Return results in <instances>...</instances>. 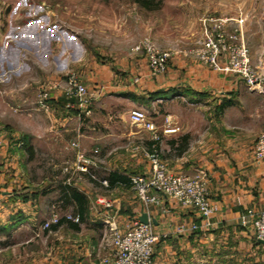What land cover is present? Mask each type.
I'll return each instance as SVG.
<instances>
[{
  "label": "rangeland",
  "instance_id": "obj_1",
  "mask_svg": "<svg viewBox=\"0 0 264 264\" xmlns=\"http://www.w3.org/2000/svg\"><path fill=\"white\" fill-rule=\"evenodd\" d=\"M256 28H264V0H149L148 7L139 5L135 0H0V131L6 136L10 133L11 137H15V134L7 131V125H11L15 126L18 135H30V127L34 125L38 136L33 142L34 148L43 153L41 159L45 161L42 165L39 156L30 161L27 154L11 162L8 174H14L21 184L17 197L20 201H28L33 193V201L44 210L47 198H53V195L40 197V192L50 184L46 180L45 170L49 164H55V170L59 163L63 172L69 174L67 182L78 186L85 184L79 173L89 171L88 165H81L82 160L89 157L84 155L82 145L75 141L76 138L66 140L59 132L63 122L70 118L87 123L89 127H94L92 123L102 126L99 131L96 128L88 131L94 138L101 137L98 145L93 140H87L88 144H96L98 149L110 147L102 161L93 157L95 166L98 160L105 168L120 170L129 177L150 171L153 159L151 153L143 148L142 142L170 135L164 134V128L161 129L162 125L158 124L160 118L164 120V116L147 110L146 102L137 105L124 97H116L114 83L109 79L85 81L86 77L82 74L87 73L90 67H119L121 63L141 57L146 62L143 45L146 42L159 51L168 52L169 59L180 53L201 66L209 67L201 56L195 54L202 48L205 34L212 35L215 41V36L223 30H229L231 34L240 30L241 33L233 35L237 38L241 34L245 43L247 35L244 31L252 32ZM251 38V41L254 40L253 36ZM254 43L257 45L258 40ZM231 44L234 46L236 43ZM245 45L251 68L264 86L247 42ZM73 57L77 58L74 62L71 60ZM222 59L218 61L222 62ZM66 63L68 66L63 68ZM70 74L86 89L81 98L65 95ZM148 74L152 81L158 78L149 70ZM138 80L139 77H133L132 87L138 86ZM244 84L250 90L245 81ZM41 100L42 106H39ZM83 101L86 103L79 107V102ZM153 104L157 112V101ZM134 108L146 110L149 119L155 118L154 131L130 123L128 112ZM170 111V121L184 124L189 121L203 122L206 118L199 113H181L180 108ZM165 131L171 133L174 130L168 128ZM255 138L250 149L252 153L258 137ZM24 148L28 150L30 145L26 144ZM158 161L170 172L177 173L160 155ZM81 168H85V172ZM131 192L137 199L132 189ZM94 193L106 196L110 200L103 199L105 203L112 204L110 193L97 189ZM97 199L94 196L90 203L89 217L100 219L106 211L98 208ZM110 211H113V207ZM86 234V231L74 234L66 228H59L40 237L20 236L16 238L15 246L0 251V264H68L63 260V244H67V247L70 244L74 248L69 247V250H76L80 254L81 240ZM158 241L159 238L153 246V264H156L155 246ZM74 261L69 264L80 262L77 259Z\"/></svg>",
  "mask_w": 264,
  "mask_h": 264
},
{
  "label": "crops",
  "instance_id": "obj_2",
  "mask_svg": "<svg viewBox=\"0 0 264 264\" xmlns=\"http://www.w3.org/2000/svg\"><path fill=\"white\" fill-rule=\"evenodd\" d=\"M244 32L252 61L257 63L264 83V28ZM252 36L254 40L251 41ZM255 40H258L257 45ZM71 60L74 62L77 58ZM67 66L68 63L63 68ZM90 68L82 74L86 77L85 81L109 79L114 83L116 97H124L137 105L146 102L147 110L164 116V120L160 118L158 124L162 125L161 129L164 128V134L170 135L158 136V153L173 172L193 174L200 170L204 173L208 180L210 199L218 207L212 220L213 227L205 232L178 234L175 230L177 226L199 223L194 211L179 206L169 198H163L162 207L169 212L162 214L159 206H143L122 180L109 186L111 173L116 172L125 178H129V175L117 169L109 170L99 162L103 160L109 146L98 149L96 144L87 143V140H93L98 145L101 137L94 138L88 131L94 128L99 131L102 126L92 123L94 127H89L87 123L73 118L65 120L59 132L66 140L76 138L85 156L99 159L95 168H89L85 174L79 173L85 184L78 186L67 182L69 174L63 172V167L58 163L54 170L55 164H49L45 170L46 180L50 184L40 192V197L53 195V198H44V210L33 201V193L28 201H20L17 194L21 184L14 174H8L13 161L27 154L30 161L38 156L42 165L45 161L41 159L43 153L34 148L33 142L38 137L34 125L30 127V135L27 133L24 136L17 134L15 126L7 125V131L17 137H11L10 133L8 137L9 134L6 136L3 133L6 146L0 149V251L15 246L16 238L20 236L47 235L45 231L36 236L34 231L47 220L53 209L57 210L61 218L78 216V204L72 196L76 192L84 198L85 212L82 219L77 223L63 222L51 232L59 228H66L74 234L86 231L87 234L81 240L82 246L79 247L80 254L76 250H69V247L74 248L70 244L69 247L63 244V260L70 263L77 259L80 261L78 264H98L97 261L108 252L101 246L104 231L101 216L104 217L105 212L100 219L89 217L90 203L94 196L101 200L110 199L95 194L94 190L97 189L111 194L113 211L109 210V214L116 215L119 225L142 214L154 220L153 230L159 236L155 246L156 264H264V244L255 239L249 216V211L264 210V159L256 162L250 150L255 137L264 131V93L248 90L239 77L201 66L180 53L169 59L165 74L159 75L154 81L142 57L121 63L119 67L95 65ZM134 76L139 77L135 88L131 83ZM154 101L158 103L157 112ZM178 108L182 110L181 113L203 114L206 116L205 121H189L188 124L170 121V110ZM154 119L150 117L153 122ZM168 128L174 131H165ZM150 142H142L148 152ZM26 144L30 145L28 150H24ZM95 149L96 153L93 152ZM102 181H106V185ZM98 208L102 210L103 206L98 204Z\"/></svg>",
  "mask_w": 264,
  "mask_h": 264
},
{
  "label": "built area",
  "instance_id": "obj_3",
  "mask_svg": "<svg viewBox=\"0 0 264 264\" xmlns=\"http://www.w3.org/2000/svg\"><path fill=\"white\" fill-rule=\"evenodd\" d=\"M240 30L232 32L223 30L213 39L212 35L205 34L202 41V48L195 54L201 56V59L213 70L236 74L240 76L249 86L251 91L264 93V87L255 71L251 68L249 51L246 47L242 35L238 40L235 33H241ZM237 40V41H236ZM236 43L234 46L231 43ZM221 44V46H219ZM146 49L145 58L147 68L155 77L163 74L166 70L169 53L159 51L149 42L143 44ZM138 49V48H137ZM223 57L222 62L219 58ZM137 81V80H135ZM136 83V82H135ZM66 96H84L86 89L79 84L78 79L70 74L67 77ZM45 95H43V98ZM85 101L79 102L82 107ZM42 106V100L38 103ZM128 119L131 124L142 125L149 131L155 130V124L148 118L143 109L134 108L128 112ZM157 139L156 137L154 138ZM76 147V144H73ZM6 146L4 134L0 131V149ZM94 153L97 150L93 151ZM153 159L150 171L147 174L129 177L130 188L134 191L137 199L145 207L150 205L159 206L162 214H168L169 210L162 207L163 198H169L179 206L191 209L199 219V223L189 225L181 224L175 228L176 233L185 232H205L213 227V218L218 212V207L211 201L208 180L200 170L193 174L172 173L163 164L158 161L159 154L151 153ZM253 158L256 162L264 159V131H262L254 145ZM93 157L88 160H82L83 167L88 165L95 167ZM85 172V168H81ZM68 172V171H67ZM88 172V171H87ZM106 185V181L102 182ZM98 204H102L106 211L101 221L104 231L101 237V246L108 252L103 256L98 264H153V246L159 236L154 232L151 218L148 217V223L143 224L137 217L128 219L122 225H119L115 214H109L112 204L105 203L104 200L97 199ZM251 217V227L254 237L258 241L264 242V210L258 212L249 211ZM59 215L56 209H53L49 219L40 224L34 234L38 236L45 232L53 224L59 221ZM73 222H79L77 217L67 216ZM50 231H48L49 233Z\"/></svg>",
  "mask_w": 264,
  "mask_h": 264
},
{
  "label": "trees",
  "instance_id": "obj_4",
  "mask_svg": "<svg viewBox=\"0 0 264 264\" xmlns=\"http://www.w3.org/2000/svg\"><path fill=\"white\" fill-rule=\"evenodd\" d=\"M139 5H142V6H145V7H148V1L149 0H135ZM159 144V142H158V139L157 140H151V142H150V148H149V152L150 153H157V154H159L158 153V145ZM91 178V177H90ZM91 180H92V178H91ZM123 181V182H125V185H127L128 187H130V179L129 178H125V177H123V176H121V175H119V174H117L116 172H113V173H111L110 174V184H109V186L110 185H112V184H114L115 182H119V181ZM66 196H68V194L66 195ZM72 196H73V198L75 199V201L77 202V204H78V209H77V215L78 216H75V217H77L78 218V220L79 219H82V217H83V214H84V212H85V208H84V198L82 197V195H80V194H78V193H76V192H74L73 194H72ZM68 223V222H71V220L70 219H68V218H59V221L56 223V224H53V225H51L50 227H49V229L48 230H46V232H48V231H54V230H56L62 223ZM73 222V221H72Z\"/></svg>",
  "mask_w": 264,
  "mask_h": 264
},
{
  "label": "water",
  "instance_id": "obj_5",
  "mask_svg": "<svg viewBox=\"0 0 264 264\" xmlns=\"http://www.w3.org/2000/svg\"><path fill=\"white\" fill-rule=\"evenodd\" d=\"M139 221L143 224H147L148 223V217L146 214H142L139 218ZM152 223H155L153 219L150 220ZM262 242V241H261ZM264 244V242H262Z\"/></svg>",
  "mask_w": 264,
  "mask_h": 264
}]
</instances>
